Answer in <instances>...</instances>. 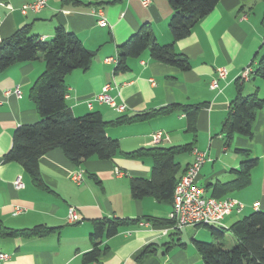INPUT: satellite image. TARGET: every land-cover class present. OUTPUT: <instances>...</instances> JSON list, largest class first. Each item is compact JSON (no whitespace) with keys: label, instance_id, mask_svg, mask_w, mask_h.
I'll use <instances>...</instances> for the list:
<instances>
[{"label":"crops","instance_id":"crops-1","mask_svg":"<svg viewBox=\"0 0 264 264\" xmlns=\"http://www.w3.org/2000/svg\"><path fill=\"white\" fill-rule=\"evenodd\" d=\"M30 1L0 0V41L24 25L48 40L55 28L62 26L92 51L87 68L74 69L65 76L64 100L73 115L97 111L107 123L171 103L196 108L191 107L190 116L174 110L140 121L107 123V136L119 142L111 158L90 157L77 165L60 148H53L39 157L42 183L35 184L21 163L3 161V155L11 146L15 127L39 120L28 88L44 69L43 55L0 70V251L9 254L3 264H86L81 256L91 248L88 239L93 221L112 216L141 221L122 225L115 234L102 238V254L87 264H206L195 249L194 239L213 241L210 228L190 225L175 230L146 220L169 218L172 201H159L151 195L132 197L130 179L149 177L152 161L149 155L133 158L125 153L141 147L192 143L191 150L174 158L180 166L176 172L180 178L195 158L193 149L204 152L205 161L196 177L203 194L242 203L240 210H232L219 221L217 226L224 230V236L231 234L229 227L235 220L255 210L264 211V80L252 75L236 80L245 66L252 61L255 64L264 52V0H219L187 36L173 43L188 59V68L180 70L156 60L146 48L127 57V68L122 71L115 70L118 45L142 25L150 26L154 42L172 41L168 0H147L146 4L144 0H46L38 11L19 12L21 5ZM98 9L106 25L96 22ZM217 67H224L226 73L212 88L210 80ZM105 84L116 106L93 98ZM238 84L241 93L256 92L263 103L253 117L251 135L234 134L227 141L222 124ZM16 86L20 97L12 92ZM118 106L122 108L118 110ZM155 132L161 135L158 142L151 135ZM238 149L247 150L256 164L250 168L247 185L224 190L221 185L236 177L234 169L247 158ZM79 170L83 177L77 183L70 176ZM18 177L24 184L20 189L13 183ZM70 206L76 208L79 221H67ZM36 225L54 230L29 236L2 232ZM229 240L234 244L233 234ZM150 244V251L137 261Z\"/></svg>","mask_w":264,"mask_h":264},{"label":"trees","instance_id":"trees-1","mask_svg":"<svg viewBox=\"0 0 264 264\" xmlns=\"http://www.w3.org/2000/svg\"><path fill=\"white\" fill-rule=\"evenodd\" d=\"M219 0H168L172 14L168 18L169 32L172 41L166 44L154 42L149 25L144 24L125 42L118 45L115 70L122 71L127 68L126 58L139 55L146 48L156 60L172 64L184 70L189 62L183 54L178 53L175 41L187 36L192 26L205 17ZM43 55L44 69L29 87V97L34 103L39 120L29 124L15 127L12 134V143L3 155V161H16L21 163L35 184H41L38 159L41 155L53 148H60L74 164L96 157L107 159L114 156L119 148L118 139L107 136V123L120 124L122 122L140 121L159 114L174 110L183 111L187 116L192 114L191 105L171 103L149 111L137 113L132 116H123L115 121L103 120L100 112L89 111L83 115L75 116L70 113L65 99V76L74 69H85L92 58V51L82 44L74 33L66 31L62 26L55 28L51 39H41L31 33L29 27L24 25L16 29L10 36L0 41V70L6 69L12 63L32 61ZM250 67L249 76L264 80V52ZM241 76L236 80L241 81ZM236 95L232 99L226 118L222 124V133L228 141L234 134L250 136L252 121L256 111L262 107L263 99L256 92L252 94L241 93V84H238ZM196 108V107H193ZM192 143L172 146H149L133 149L126 152V156L135 157L149 155L151 169L149 177H133L130 179V192L133 198L151 195L159 201H172L174 184L178 181L177 171L179 163L174 160L178 153L192 149ZM246 155L239 167L235 170L236 177L221 187L241 188L250 180V168L256 164V158L248 157L245 149H238ZM186 170V168H185ZM152 223L160 222L161 226H169L172 220L167 218L145 217ZM140 218L130 219L122 217H102L93 221L89 234L90 250L83 252L81 258L84 263L95 261L104 248L100 247L102 238L118 232L122 225L137 224ZM208 226L213 241L194 239L195 249L199 252L206 264H264V211L255 210L250 214L235 220L229 229L235 237V242L229 248L222 245L224 230L217 225ZM54 227L36 225L32 228L19 230H4L7 235H38L53 231ZM151 249V244L142 249L139 258Z\"/></svg>","mask_w":264,"mask_h":264},{"label":"built area","instance_id":"built-area-1","mask_svg":"<svg viewBox=\"0 0 264 264\" xmlns=\"http://www.w3.org/2000/svg\"><path fill=\"white\" fill-rule=\"evenodd\" d=\"M144 4L147 3V0L143 1ZM46 5V0H33L27 3H24L20 7L21 13H25L27 10L38 11ZM97 21L100 25H106V18L103 16L102 11L98 9L97 11ZM251 65L245 66L243 71L240 73L242 79H247L250 72L252 71ZM226 69L224 67H217L216 76L210 80V87H217V80L225 76ZM102 90L98 92L94 99L108 103L111 106H116L113 98L107 93L108 87L107 84L102 85ZM12 92L17 96H21V91L16 88L12 89ZM5 94H8L9 91H5ZM1 102V101H0ZM87 105L91 108L92 102L88 101ZM118 110L122 106L117 107ZM152 135L153 141L158 142L161 138L160 132H155ZM195 153L194 160L187 165L186 170L180 176L176 184H174V189L172 192V210H170L169 219L172 220L171 225L167 226L170 229H181L185 226L190 225H200V224H213L218 225L220 220L224 215L230 213L232 210H240L242 203L233 199V198H224L217 199L211 196H205L203 194V188L196 183V177L200 166L205 161V153L200 152L196 148L193 149ZM119 173V171H117ZM70 177L79 183L82 180L83 173L82 170L76 171ZM16 188L23 187V182L21 179L15 178L13 181ZM19 211V210H18ZM17 212V211H16ZM68 222H77L80 220V215L77 212L76 208L73 206L68 207L67 214H65ZM167 229V228H166ZM166 229L163 232H166ZM9 254L3 251H0V264L9 258Z\"/></svg>","mask_w":264,"mask_h":264},{"label":"rangeland","instance_id":"rangeland-1","mask_svg":"<svg viewBox=\"0 0 264 264\" xmlns=\"http://www.w3.org/2000/svg\"><path fill=\"white\" fill-rule=\"evenodd\" d=\"M183 155V154H182ZM186 155V154H185ZM198 227H200L201 229L204 227V225L203 224H200ZM184 230V229H183ZM209 234H210V232H208ZM230 237H231V234H229V233H227V235L225 234V236H224V238H223V240H222V245H223V247H225V248H229V246H231L230 245ZM199 240H203V241H210L211 239H206V240H204V239H199Z\"/></svg>","mask_w":264,"mask_h":264}]
</instances>
